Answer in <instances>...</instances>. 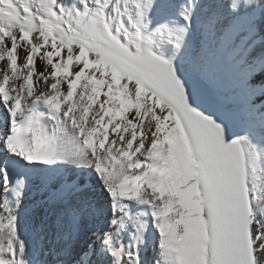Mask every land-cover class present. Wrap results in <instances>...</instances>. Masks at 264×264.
Wrapping results in <instances>:
<instances>
[{"label":"snow or ice","instance_id":"snow-or-ice-1","mask_svg":"<svg viewBox=\"0 0 264 264\" xmlns=\"http://www.w3.org/2000/svg\"><path fill=\"white\" fill-rule=\"evenodd\" d=\"M0 264H264V0H0Z\"/></svg>","mask_w":264,"mask_h":264}]
</instances>
